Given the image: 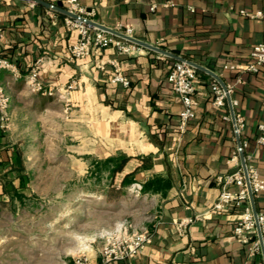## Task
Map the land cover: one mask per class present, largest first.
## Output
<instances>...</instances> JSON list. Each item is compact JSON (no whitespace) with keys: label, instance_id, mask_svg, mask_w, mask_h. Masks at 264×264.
<instances>
[{"label":"crops","instance_id":"0c3cea01","mask_svg":"<svg viewBox=\"0 0 264 264\" xmlns=\"http://www.w3.org/2000/svg\"><path fill=\"white\" fill-rule=\"evenodd\" d=\"M67 1L48 3L66 9ZM78 1L94 11L90 21L112 30L129 26V37L211 70L232 87L230 99L237 105L232 109L227 101L225 108H215L211 87L219 82L199 71L196 117L182 133V103L168 83L176 60L145 48L133 56L109 48L71 60L76 34L67 30L65 15L32 0H1L0 59L10 67L0 68V82L10 100L11 124L6 133L0 129V181L18 187L26 179L20 194L27 198L37 195L33 182L42 179L109 178L114 234L153 236L134 259L110 264H264V255H250L233 233L239 211L212 210L222 192L219 178L237 169L230 163L238 146L233 110L245 122V155L264 179V145L258 143L264 67L258 73L223 70L226 64H248L252 48L264 44V0ZM39 60L44 91L36 93L28 80ZM113 62L129 87L112 83ZM112 158L114 170L126 159L114 177L93 173ZM17 164L21 169H12ZM45 166L66 173L37 170ZM0 198H7L1 184ZM254 205L264 212V195ZM181 222L187 224L184 233L177 228ZM87 257L100 263V249Z\"/></svg>","mask_w":264,"mask_h":264},{"label":"built area","instance_id":"2783aa9c","mask_svg":"<svg viewBox=\"0 0 264 264\" xmlns=\"http://www.w3.org/2000/svg\"><path fill=\"white\" fill-rule=\"evenodd\" d=\"M1 1V0H0ZM50 0H47L49 2ZM32 5L36 2L32 1ZM49 11L54 13L55 5L50 3ZM66 10L71 14L78 16L77 18L65 17V26L68 31L76 34V41L70 46L68 56L71 60H83L91 56L94 52H99L109 48L117 50L120 55L133 56L142 52L143 47L132 43L126 39L116 36L115 34L106 32L105 30L88 24L89 17L93 16L94 11L88 12L81 6L78 0H68ZM152 11L155 7L151 8ZM241 14L249 17H259V12L255 15L242 11ZM125 29V31H122ZM116 32L129 36L130 27L119 25L115 29ZM1 35V27H0ZM251 61L244 65L226 64L223 66L225 71H239L242 73H258L264 67V44L256 45L250 52ZM41 60H39L28 80L29 89L32 92H43L44 89L40 84L38 77L40 74ZM115 67V74L112 83L122 84L124 87L130 86L129 79L124 75L118 64H112ZM10 65L6 60L0 59V68H9ZM198 70L188 62H176L172 71L168 76V83L172 91L180 99L182 103V111L179 116V129L183 133L188 125L195 119V107L197 101L195 99L198 84ZM74 89V85L68 86L67 90ZM233 90L232 87L223 88L219 83L212 84V104L217 109L225 108L228 98H230ZM10 100L4 87L0 82V129L6 133L10 129L11 118L9 115ZM232 109L237 105L236 101L230 99ZM234 134L238 139V146L230 163L235 165L237 169L219 178L222 183V192L213 205V211H222L229 207L239 211L235 226L233 228L234 235L240 242L249 246V254L264 255V212H254L250 192L253 198L264 193V179L258 173L255 165L250 161L251 158L245 155L248 147L247 142H242L240 137L245 128V122L241 115H236L233 110ZM260 136L258 143L264 145V125L258 127ZM241 155H244L245 170L242 166ZM236 186L237 191H231L230 187ZM187 224L183 222L177 224L180 232H185ZM153 236L148 231L136 233H116L109 236L102 249L100 250L101 262L95 263L89 257L82 255L74 260V264H110L112 262H124L137 257L149 244L152 243Z\"/></svg>","mask_w":264,"mask_h":264},{"label":"rangeland","instance_id":"374dc122","mask_svg":"<svg viewBox=\"0 0 264 264\" xmlns=\"http://www.w3.org/2000/svg\"><path fill=\"white\" fill-rule=\"evenodd\" d=\"M59 167L37 170L63 172ZM70 178L33 182L37 195H29L24 203H11L8 198L5 203L0 201V264H62L69 260L74 264L77 257L101 250L106 239L114 236L110 179Z\"/></svg>","mask_w":264,"mask_h":264},{"label":"water","instance_id":"95a60500","mask_svg":"<svg viewBox=\"0 0 264 264\" xmlns=\"http://www.w3.org/2000/svg\"><path fill=\"white\" fill-rule=\"evenodd\" d=\"M32 1H35V2H37V3H39V4L43 5V6H45L47 8H49V6H50V3L45 2L43 0H32ZM55 10L57 12H60L61 14L65 15V16H68V17H71V18H77L78 17V16H76V15L71 14L70 12H68L63 7V5L60 4V3L57 6H55ZM87 23L88 24H91V25H94L96 27H99V28L105 30L106 32L115 34L116 36L121 37L123 39H126V40H128V41H130L132 43H135V44H137V45H139V46H141V47H143L145 49H148L150 51H153V52L159 53L161 55L167 56L169 58H172V59L176 60L177 62H188L191 65H193L198 71L204 72V73L210 75L211 77L215 78L222 85L223 88H226V86L222 83V81L220 80V78H218L216 76V74H214L211 70H209V69H207V68H205V67H203V66H201V65H199V64H197L195 62L188 61V60H186V59H184V58H182L180 56H176V55H174V54H172L170 52H167L165 50H162V49H160L158 47H155V46L150 45L148 43L142 42V41L137 40L135 38L126 36V35H124L122 33L116 32V31H114V30H112V29H110V28H108L106 26H103L101 24H98V23H95V22H92V21H87ZM228 101L230 102V98H228ZM232 118H234L233 115H232ZM241 162H242V166H243V168L245 170L244 155H241ZM250 199H251V203H252L253 210L256 213L257 211H256L255 205H254V198H253V195L251 194V192H250Z\"/></svg>","mask_w":264,"mask_h":264},{"label":"trees","instance_id":"16d2710c","mask_svg":"<svg viewBox=\"0 0 264 264\" xmlns=\"http://www.w3.org/2000/svg\"><path fill=\"white\" fill-rule=\"evenodd\" d=\"M184 59H186V58H184ZM198 74H199V72H198ZM125 161H126V159H123L120 162V164L115 168V170H114V158L109 159V160L104 161V162H101V163H98L95 166V170L93 173H98V174L108 173L109 177H114V172L119 171ZM12 169H14V170L15 169H21V166L19 164H17L16 166H13ZM28 183L29 182L26 179H22L19 182V186L16 187L13 184V182L0 181V184L2 185V188H3V193H4V195H6V197L9 199V201L11 203H13L14 201H18L19 203H24L26 197H24L22 194H20V192L22 190H24L25 188H27ZM112 189H114V188L112 187ZM111 193H113V195H114V190H112ZM262 195H264V193L255 197L256 203H257V200ZM0 201H2V203H5L6 200H4L3 198H0Z\"/></svg>","mask_w":264,"mask_h":264}]
</instances>
